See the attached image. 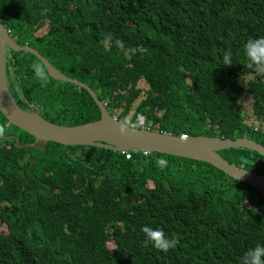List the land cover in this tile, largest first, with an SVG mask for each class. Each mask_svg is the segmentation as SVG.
I'll list each match as a JSON object with an SVG mask.
<instances>
[{
  "label": "trees",
  "instance_id": "1",
  "mask_svg": "<svg viewBox=\"0 0 264 264\" xmlns=\"http://www.w3.org/2000/svg\"><path fill=\"white\" fill-rule=\"evenodd\" d=\"M0 22L18 45L91 88L111 115L120 110L117 120L136 103L143 81L147 91L130 123L141 114L151 131L245 137L264 146V128L244 123L237 87L246 81L252 116L264 122V75L244 53L249 39L264 37V0H0ZM42 27L45 34L35 35ZM37 60L6 49L7 86L21 110L63 126L99 120L83 88L50 76L41 87L30 67ZM0 130L17 133L20 144L33 142L1 114ZM6 144L0 264H240L248 249L264 244V192L211 164L140 152L126 159L106 148L50 142L26 171L41 151ZM219 154L264 176V157L252 150ZM29 173L36 178L26 184ZM144 225L175 237V248L145 246Z\"/></svg>",
  "mask_w": 264,
  "mask_h": 264
},
{
  "label": "water",
  "instance_id": "2",
  "mask_svg": "<svg viewBox=\"0 0 264 264\" xmlns=\"http://www.w3.org/2000/svg\"><path fill=\"white\" fill-rule=\"evenodd\" d=\"M6 49L26 52L41 61L49 76L56 81L66 82L83 88L93 99L100 112L97 121L78 126H63L43 120L38 114L21 110L10 95L5 76ZM0 114L11 125L33 138L32 144L24 147L46 151L49 142L62 146H89L114 151H148L174 157L192 159L211 164L234 180L264 192V176L253 173L225 160L219 152L244 148L264 157V146L257 142L238 137L234 140L219 137L189 136L181 137L132 127L112 117L86 84L66 77L54 68L38 51L18 45L0 22ZM147 120V118H145ZM17 141V138L14 137ZM20 148V145H16ZM29 181V180H28ZM28 181H26L28 183Z\"/></svg>",
  "mask_w": 264,
  "mask_h": 264
},
{
  "label": "clouds",
  "instance_id": "3",
  "mask_svg": "<svg viewBox=\"0 0 264 264\" xmlns=\"http://www.w3.org/2000/svg\"><path fill=\"white\" fill-rule=\"evenodd\" d=\"M6 31H8V34L11 36L10 30L6 29ZM11 38H13V37L11 36ZM244 53L248 57V59L250 61V66H255L256 71L258 73L264 75V37H260V38H256V39H249L246 42V44L244 45ZM223 60H224L225 65H229L230 62H231V53L230 52H225V54L223 56ZM30 67H31V70H32V73H33V76H34L35 80L40 83L41 87H45L48 84V82H49V74L46 71L44 64L41 61L37 60V61L33 62L30 65ZM252 103H253V100H252ZM101 104L103 105V107L108 112V110L106 108V103L105 102H101ZM30 112H33V111H30ZM33 113H35V112H33ZM111 116L114 117L115 115L114 116L111 115ZM114 118H116V117H114ZM119 121H122V120H119ZM122 122L125 123L124 121H122ZM126 124H129L131 126L132 124H134V122H132V123L126 122ZM2 131L3 130H0V139L3 140L1 142V144H0V147L2 145L6 144V142H10V141L13 140L14 143H15V147L16 148H17L16 145H20L21 146L18 149L27 148V147H24L27 144H20L19 143L18 135L15 134V135L10 136L12 133H4ZM14 137L17 138V141L14 139ZM32 143H30V144H32ZM6 146H8V144H6ZM45 153H46V151H45ZM40 154H42V151H41ZM38 161L39 160H37V158H36V160H34L32 163H30L29 167L26 168L25 170L26 171L29 170ZM157 164L159 166L163 167L166 164V161L163 160V159H160V160L157 161ZM25 170H21V174H22L23 177H25ZM27 177L28 178L26 179V181L29 180L28 181V183H29L30 179L32 177H35V175L32 174V173H29L27 175ZM28 183L26 182V184H28ZM50 191H51V187H48L47 188V192L50 193ZM140 230L143 233V238H144L143 239V243H144V245L145 246L151 245L153 248H155V249H157L159 251L167 252L170 248H175L176 244L178 243V241H177V239L175 237L167 236L163 232L162 229L152 228V227H149L147 225H144V226L141 227ZM240 264H264V244H256L254 247L248 249L243 254V256L241 257Z\"/></svg>",
  "mask_w": 264,
  "mask_h": 264
},
{
  "label": "rangeland",
  "instance_id": "4",
  "mask_svg": "<svg viewBox=\"0 0 264 264\" xmlns=\"http://www.w3.org/2000/svg\"><path fill=\"white\" fill-rule=\"evenodd\" d=\"M46 32V27H42L40 30H38L35 35H39V36H42L44 35ZM246 81L243 79V80H240L239 82H237V87L241 90L243 96L241 97V100L239 102V108L242 112V114H244V123L247 124V125H250V126H253V127H256V128H261L263 129L264 128V122L263 121H256L254 119V117L252 116V111H251V107L253 106L252 105V98L251 96L246 93ZM138 87L142 89V94L140 95V97L136 100V103H134V105L132 106L130 112L128 113V115L124 118V122H129L130 118L135 114V106L137 105V102H139V100L141 98H143L145 96V92L147 91V86L145 85V83L143 81H140L139 84H138ZM120 113V110H117L115 111L114 113V117H117ZM158 114H161V112H158ZM141 116V114L137 115L136 116V119L134 122L137 121V118ZM133 124V125H134ZM181 137V136H180ZM40 158H42L41 154L37 157V160H39ZM108 247L109 248H112L113 245L111 243L108 244Z\"/></svg>",
  "mask_w": 264,
  "mask_h": 264
},
{
  "label": "built area",
  "instance_id": "5",
  "mask_svg": "<svg viewBox=\"0 0 264 264\" xmlns=\"http://www.w3.org/2000/svg\"><path fill=\"white\" fill-rule=\"evenodd\" d=\"M132 127H137V128H142V129H146V130H150L151 124H146V120L145 117L143 115L139 116L137 118V121L135 122V124L131 125ZM187 136L186 135H181L182 139H185ZM139 151H120V153L126 158V159H130L132 153L136 154ZM140 154L142 156H147L149 154L148 151H140Z\"/></svg>",
  "mask_w": 264,
  "mask_h": 264
},
{
  "label": "flooded vegetation",
  "instance_id": "6",
  "mask_svg": "<svg viewBox=\"0 0 264 264\" xmlns=\"http://www.w3.org/2000/svg\"><path fill=\"white\" fill-rule=\"evenodd\" d=\"M10 133H12L10 136L17 134V133H13V132H10Z\"/></svg>",
  "mask_w": 264,
  "mask_h": 264
},
{
  "label": "bare ground",
  "instance_id": "7",
  "mask_svg": "<svg viewBox=\"0 0 264 264\" xmlns=\"http://www.w3.org/2000/svg\"><path fill=\"white\" fill-rule=\"evenodd\" d=\"M254 229V228H253Z\"/></svg>",
  "mask_w": 264,
  "mask_h": 264
}]
</instances>
